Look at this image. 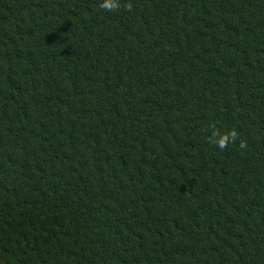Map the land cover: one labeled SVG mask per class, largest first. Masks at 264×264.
<instances>
[{
  "label": "trees",
  "instance_id": "obj_1",
  "mask_svg": "<svg viewBox=\"0 0 264 264\" xmlns=\"http://www.w3.org/2000/svg\"><path fill=\"white\" fill-rule=\"evenodd\" d=\"M104 2L0 0V264H264V0Z\"/></svg>",
  "mask_w": 264,
  "mask_h": 264
},
{
  "label": "clouds",
  "instance_id": "obj_2",
  "mask_svg": "<svg viewBox=\"0 0 264 264\" xmlns=\"http://www.w3.org/2000/svg\"><path fill=\"white\" fill-rule=\"evenodd\" d=\"M103 7L107 11H113L119 8V2L118 0H105ZM231 139H235V134L233 133L231 136ZM217 146L221 149L225 148L227 146V139L224 138H217L215 141Z\"/></svg>",
  "mask_w": 264,
  "mask_h": 264
}]
</instances>
